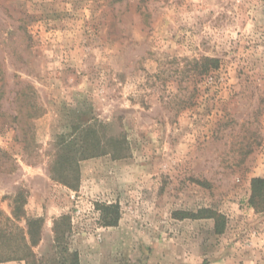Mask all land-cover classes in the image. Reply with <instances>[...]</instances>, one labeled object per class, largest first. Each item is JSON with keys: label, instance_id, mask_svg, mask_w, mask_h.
I'll return each instance as SVG.
<instances>
[{"label": "rangeland", "instance_id": "374dc122", "mask_svg": "<svg viewBox=\"0 0 264 264\" xmlns=\"http://www.w3.org/2000/svg\"><path fill=\"white\" fill-rule=\"evenodd\" d=\"M254 178L264 0H0V250L39 218L42 262L58 222L88 264H264Z\"/></svg>", "mask_w": 264, "mask_h": 264}, {"label": "trees", "instance_id": "16d2710c", "mask_svg": "<svg viewBox=\"0 0 264 264\" xmlns=\"http://www.w3.org/2000/svg\"><path fill=\"white\" fill-rule=\"evenodd\" d=\"M198 65V62H196ZM218 65L217 59L204 58L201 61V66L205 72L211 69H216ZM251 207L257 212L264 211V178H254L251 180V195L249 199ZM103 212L102 224L105 227H114L118 224L120 219V209L117 204H103L100 206ZM193 219H212L214 221V232L215 234H222L225 225V219L223 216L216 214L212 210H199L196 214L190 215ZM66 218H63L64 221ZM42 220L37 219H25L27 226V237L28 240L23 236L22 241L24 242L21 246V250H0V263L9 261H23L25 264H80L79 254L77 251H72L69 248L67 242L63 240V235H59L58 222L55 223L54 235L56 246L57 258L54 257L50 261L42 262L39 261L33 252V248L37 246L39 242V230L42 225ZM5 234L0 235V239L7 238ZM37 237V238H36ZM36 238V240H35Z\"/></svg>", "mask_w": 264, "mask_h": 264}, {"label": "crops", "instance_id": "0c3cea01", "mask_svg": "<svg viewBox=\"0 0 264 264\" xmlns=\"http://www.w3.org/2000/svg\"><path fill=\"white\" fill-rule=\"evenodd\" d=\"M122 233H123V230L122 229H120V228H114L113 227V234L115 235V236H121L122 235ZM78 254H79V262H80V264H88L89 262H92L91 261V258H86L85 257V253L81 250V248H79L78 247ZM131 255L130 256H132V253H133V250H132V247H131ZM125 254H127V252H125ZM120 257V256H119ZM128 256H126V260H125V263L122 261V259L120 260V258H118L117 260L116 259H114V260H116V262L115 263H113V264H132V261L129 263L128 262V258H127ZM124 259V258H123ZM89 261V262H88ZM122 261V262H121ZM88 262V263H87ZM114 262V261H113ZM0 264H25L24 262H22V261H19V262H4V263H0ZM90 264H92V263H90Z\"/></svg>", "mask_w": 264, "mask_h": 264}]
</instances>
